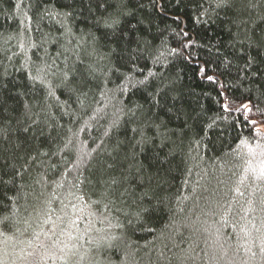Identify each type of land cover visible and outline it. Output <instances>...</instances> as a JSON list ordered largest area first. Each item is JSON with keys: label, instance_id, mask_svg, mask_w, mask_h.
Returning a JSON list of instances; mask_svg holds the SVG:
<instances>
[{"label": "trees", "instance_id": "1", "mask_svg": "<svg viewBox=\"0 0 264 264\" xmlns=\"http://www.w3.org/2000/svg\"><path fill=\"white\" fill-rule=\"evenodd\" d=\"M41 3L72 13L70 34L39 20ZM91 9L88 0H0V170L22 172L21 222L7 234L29 240L52 227L50 215L69 228L64 246L88 228L121 236L112 264H264V48L250 49L237 27L264 36V0H130L121 30L138 26L147 59L134 74L157 73L146 89L109 71L120 61L95 26L107 13ZM246 54L256 59L247 73ZM45 64L53 86L69 72L55 96L30 79ZM142 202L156 205L147 224L135 215Z\"/></svg>", "mask_w": 264, "mask_h": 264}, {"label": "snow or ice", "instance_id": "2", "mask_svg": "<svg viewBox=\"0 0 264 264\" xmlns=\"http://www.w3.org/2000/svg\"><path fill=\"white\" fill-rule=\"evenodd\" d=\"M129 2L130 0H88V5L90 11L92 10L91 5L95 3L97 7L103 8L104 11L107 13V15L96 18L95 26L98 30H103L106 32L110 43V53L115 54L120 61V66L112 64L109 71L120 73V75L125 80H127L128 84H131L133 87L142 86L146 89L151 83L149 78H155L157 76V73L149 71L147 75H144L143 71H140L139 75L143 76V79H138L134 74L133 70L137 69L140 62L142 60L147 59V57L144 55L146 48H141L140 46L142 42V37L140 35H135V38H133V34L139 33L137 24H129L126 30H121L122 17L132 15V12L130 10H126L127 4ZM228 4L229 0H217V7H225ZM109 9H111V11H109ZM38 15L39 20L48 18L52 20L55 24H58L60 28L63 29V32L61 33L62 35L64 33H71V29L66 24L67 19L72 15L70 11L54 9L52 6L41 3V11ZM21 23L26 24L25 31L30 32L32 30L31 16L26 15L25 21H21ZM138 23H142V21H139ZM237 27L240 31H243L245 33V41L247 42V45L250 49L264 48V36L258 35L255 28L249 30L243 20L237 23ZM36 30L38 32H42L39 22H37ZM48 35V33H44L42 39L46 41ZM9 39H11V37H9ZM94 39L98 38L94 37ZM245 41L241 42L242 48L244 47ZM133 44L135 45V47H133ZM27 46L30 49L38 48V44L31 37L29 38ZM19 47L21 50H23L25 48V44L21 42ZM173 51L176 50L174 49ZM154 59L158 60L159 57H155ZM244 59L245 63L240 69V71L247 73L256 63V59L250 54H246ZM89 67L92 68L93 72L103 71V69L94 68L92 65H89ZM121 67H127L128 72H121ZM45 69H47V71ZM201 70L204 71V69ZM49 74L55 76L57 73L52 71L51 66L45 64L44 68L37 70L36 75H30V79L32 80L33 85L38 83L43 89H45L48 96H55L56 87H60L69 80V72L66 70L61 72V85L56 86H53L52 82L47 78ZM207 79L209 81H215L216 77L209 75L207 76ZM72 90L75 91V89ZM153 99H155L154 96ZM27 107L28 105L26 104L25 108ZM223 107L225 110H227V104H225ZM248 110L250 111V109ZM252 123L255 124L256 122L252 121ZM23 131L27 133L29 129L24 128ZM133 131H135V129H133ZM31 159L35 161V157H31ZM22 167L26 170L28 165L25 164ZM10 168V175L0 170V188L11 186V190H15L16 194L9 195L8 191L0 192V208L11 209L10 213L0 215V235H7L5 229L10 231L12 227L21 222L17 218V213L19 211L17 202L20 198L18 193L19 188L21 187L17 185V179L22 177V172L19 169H16L14 165H11ZM105 195L107 194L105 193ZM80 198L83 199V196H81ZM4 200H7L8 203L5 204ZM95 203L99 202L97 201ZM105 208H108L107 204L105 205ZM155 211V204L151 202H142L135 215L138 221L147 224ZM57 219L61 218L58 217ZM104 220H108V217L105 216ZM23 223L28 224V221L24 220ZM44 223H51V231L53 232V234H55V229L58 227V225L55 221L52 220L50 215H47V218L44 219ZM73 223L75 222L73 221ZM131 223L132 222L129 221V224ZM109 227L120 228L122 226L120 224L112 225L109 222ZM17 231H19L18 228ZM45 234L47 235V233ZM76 239L78 243H74L70 246H64L68 249L69 254L61 256L60 259L65 261V264H68V261L72 256L77 255L79 256L80 261H84L85 259H87L88 264H112L110 253L113 250L118 249L119 242L122 240V237L112 232H103L102 230H97V233L93 235L91 228H88L80 236L76 237ZM79 241H86L87 246H85V243H79ZM81 248H83L84 251L81 252ZM261 251H264V248H262ZM253 255H255V253H253Z\"/></svg>", "mask_w": 264, "mask_h": 264}, {"label": "rangeland", "instance_id": "3", "mask_svg": "<svg viewBox=\"0 0 264 264\" xmlns=\"http://www.w3.org/2000/svg\"><path fill=\"white\" fill-rule=\"evenodd\" d=\"M261 127L264 129V123ZM67 229L56 228L55 234L50 227L39 229L35 231L38 235L29 240L15 234L0 235V264H55L63 253ZM56 264H60V261Z\"/></svg>", "mask_w": 264, "mask_h": 264}]
</instances>
